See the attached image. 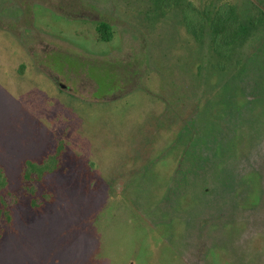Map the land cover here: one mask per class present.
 <instances>
[{"label":"rangeland","instance_id":"obj_1","mask_svg":"<svg viewBox=\"0 0 264 264\" xmlns=\"http://www.w3.org/2000/svg\"><path fill=\"white\" fill-rule=\"evenodd\" d=\"M0 264H264V0H0Z\"/></svg>","mask_w":264,"mask_h":264},{"label":"trees","instance_id":"obj_2","mask_svg":"<svg viewBox=\"0 0 264 264\" xmlns=\"http://www.w3.org/2000/svg\"><path fill=\"white\" fill-rule=\"evenodd\" d=\"M252 24L253 23L249 21L241 22L239 17L236 16L233 8L228 6L220 7L216 10L214 17H212L209 21V27L214 37V45L219 48L220 41H223L225 43L224 45H229L244 38ZM99 28L103 38L109 37V27L107 25L101 24L98 29ZM187 29L191 34H197L195 26L192 24H188Z\"/></svg>","mask_w":264,"mask_h":264}]
</instances>
